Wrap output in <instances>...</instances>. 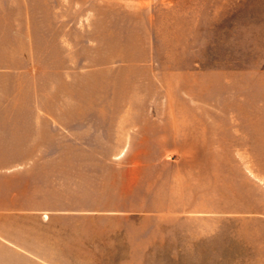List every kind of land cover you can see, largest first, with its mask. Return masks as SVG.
Wrapping results in <instances>:
<instances>
[{
	"label": "rangeland",
	"instance_id": "rangeland-1",
	"mask_svg": "<svg viewBox=\"0 0 264 264\" xmlns=\"http://www.w3.org/2000/svg\"><path fill=\"white\" fill-rule=\"evenodd\" d=\"M0 108L84 112L13 185L36 264H264V0H0Z\"/></svg>",
	"mask_w": 264,
	"mask_h": 264
},
{
	"label": "crops",
	"instance_id": "crops-1",
	"mask_svg": "<svg viewBox=\"0 0 264 264\" xmlns=\"http://www.w3.org/2000/svg\"><path fill=\"white\" fill-rule=\"evenodd\" d=\"M50 94L53 96V91ZM72 96L78 97L79 92ZM54 112L61 115L54 117ZM83 113L79 108H0V162H23L18 164L21 166L18 169L0 164V264H15L12 258L18 259V263L21 257L24 262L28 259L36 264V239L28 237L22 241L20 221H30L31 217L35 220L39 207L28 194H18L13 185L18 179L29 183L34 176L33 170L25 162L51 159L50 154L37 152L41 150L37 145H42L40 140L45 135L42 129L48 125L46 134L52 137L54 125L69 127L64 117L67 116L73 128L78 130L84 121ZM59 128L64 132V127ZM4 219L11 222L7 228L2 223ZM29 228L28 224V235Z\"/></svg>",
	"mask_w": 264,
	"mask_h": 264
}]
</instances>
